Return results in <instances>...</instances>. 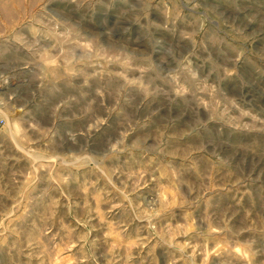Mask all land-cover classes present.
I'll return each mask as SVG.
<instances>
[{
	"label": "rangeland",
	"instance_id": "obj_1",
	"mask_svg": "<svg viewBox=\"0 0 264 264\" xmlns=\"http://www.w3.org/2000/svg\"><path fill=\"white\" fill-rule=\"evenodd\" d=\"M0 264H264V0H0Z\"/></svg>",
	"mask_w": 264,
	"mask_h": 264
},
{
	"label": "built area",
	"instance_id": "obj_2",
	"mask_svg": "<svg viewBox=\"0 0 264 264\" xmlns=\"http://www.w3.org/2000/svg\"><path fill=\"white\" fill-rule=\"evenodd\" d=\"M4 124H5V123H4V120L1 119V120H0V131H1V128L3 127Z\"/></svg>",
	"mask_w": 264,
	"mask_h": 264
}]
</instances>
